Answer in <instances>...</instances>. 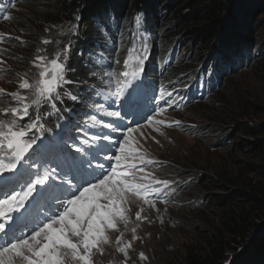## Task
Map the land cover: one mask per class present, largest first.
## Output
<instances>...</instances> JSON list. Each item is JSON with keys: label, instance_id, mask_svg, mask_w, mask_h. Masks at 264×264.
<instances>
[{"label": "snow or ice", "instance_id": "6c2138e0", "mask_svg": "<svg viewBox=\"0 0 264 264\" xmlns=\"http://www.w3.org/2000/svg\"><path fill=\"white\" fill-rule=\"evenodd\" d=\"M0 18L12 19L8 14ZM69 31L74 34L75 26ZM6 38L11 39L0 33V44ZM41 43L52 41L45 38ZM3 51L0 49V53ZM42 51L38 49L37 53ZM69 51L70 46H65L51 58L35 55L30 62L35 73H16L14 91L0 88V264H99L95 257L103 256L105 246L113 243L123 255L121 264H127L132 242L125 241L124 235L132 222L133 201H141L157 212V201L168 202L163 197L168 195L172 182L156 177L152 169L159 161L151 158L133 136L145 125L159 132L156 126L181 124L179 120L157 119L176 103L172 91L163 88L153 98L156 107L152 113L144 117L143 123L135 121L140 99L135 89H129L145 71L149 45L144 37L139 45L130 42L122 62L115 58L99 74L93 73L100 79L101 91L97 94L105 97V102L111 101L107 107L97 102V111L117 121L129 120L121 126L93 116V124L119 135L91 137L92 141L107 143L89 144L84 140L83 144L91 149L87 152L89 159L66 151L48 161L41 151L43 145L35 147L41 138L36 134L44 130L40 109L47 106L50 110L44 115L58 112L57 103L67 95L62 89L73 83L66 77ZM103 59L101 55L97 62ZM0 66H4L0 67V79H5L9 69L2 58ZM111 105L116 107L109 110ZM72 147L75 153L85 151L75 142ZM37 206L44 207L43 215H33ZM143 211V207L136 211L135 221L147 219ZM137 227L130 229L132 241L140 239ZM112 233H116L114 239ZM138 259L146 261L148 257L141 251Z\"/></svg>", "mask_w": 264, "mask_h": 264}, {"label": "trees", "instance_id": "16d2710c", "mask_svg": "<svg viewBox=\"0 0 264 264\" xmlns=\"http://www.w3.org/2000/svg\"><path fill=\"white\" fill-rule=\"evenodd\" d=\"M16 1L0 0V4L9 5ZM45 2L55 5V14L61 22L77 29L76 35H71L67 44L72 52L67 62L71 63V81L77 80L79 87L75 89L67 85L66 92L79 100H88L91 105H95L93 102L99 87L94 85L84 90L80 88L81 84L88 80L98 81L99 75H93L91 79L88 76L94 72L99 74L113 59L119 58L122 62L130 42L139 45L140 38L144 37L151 47L154 46L156 37L151 29L158 20L161 8L166 11L171 9L174 20L181 24L182 41L200 47L197 67L185 66L184 58L191 51L180 55L172 47L165 54L158 52L156 58L153 55L155 61L152 63H145L144 72L148 75H159L173 64L170 76L176 78L175 82L184 80L181 86L186 87L184 92L179 93L186 99L182 107L209 94L213 85H218L223 73L237 66L246 67L253 60L252 56L256 59L264 57V39L261 40L262 49L255 50L254 55L251 51L253 36H256L253 35L256 21L264 10V0ZM40 3L43 0H38ZM25 5L32 8L29 3ZM162 33L163 30H160L159 35L162 36ZM157 45L158 49L164 48L165 39ZM101 55L104 59L98 63L97 57ZM198 85L201 87L199 92L196 90ZM237 99L246 117L232 119L225 129H200L193 134L196 137L218 135L213 146L217 145V141L223 142L222 146L242 159L232 160L229 170L213 175L200 173L190 180L191 184L176 185L170 195L176 198L179 192L186 189L195 196L194 205L210 214L216 225L210 230L194 227L192 234L195 241L187 244L182 254L165 255L164 264H264V122L257 123L252 117L261 109L242 96ZM64 108L66 114L87 113L68 100ZM58 116H61L59 121L65 117L62 114Z\"/></svg>", "mask_w": 264, "mask_h": 264}, {"label": "rangeland", "instance_id": "374dc122", "mask_svg": "<svg viewBox=\"0 0 264 264\" xmlns=\"http://www.w3.org/2000/svg\"><path fill=\"white\" fill-rule=\"evenodd\" d=\"M28 3L32 5V8H28L25 5ZM54 6L53 3L45 2V0L40 4H38V0H17L10 7L6 4H0V17L3 14H8L12 17L8 21L0 18V33L8 34L11 37V39L6 38L5 42L0 44V49L4 50L0 53V58L6 61V67L9 69L7 78L0 79V88H5L9 92L14 91L16 73L31 70L29 71V76H31L36 72V69L32 68L30 64L35 55H47L51 58L56 53L62 52L65 46L70 43L71 35H76V27L74 34L70 32L69 29L74 26L61 22L55 14ZM18 19H21V22H17ZM256 23L253 34L256 36H253L254 40L251 46L253 55L255 50L262 49L264 10L257 18ZM181 27V24L174 20L171 9L166 11L161 8L158 20H156L155 26L151 29L156 41L152 47L148 44L149 56L146 63H152L154 60L152 58L154 56L156 58L158 52L165 54L172 47L180 55H185L189 53L188 51H191L189 56L184 58L185 66L192 67L193 65V67H197L196 60L200 47L196 46L195 43H190L186 40L182 41ZM160 30H163L162 36L159 35ZM16 37H20L24 44L21 45L20 40H17ZM45 38L51 40L52 43L42 44L41 41ZM164 39L166 46L158 49L157 43ZM63 40H65L64 43H61ZM38 49H44V51L37 53ZM71 57L72 52L69 51L67 59ZM252 57L253 60H250L248 62L249 65L246 67L244 65H241L240 68L237 66L235 67L236 69L223 73L222 77H220V82L217 86L213 85V89L209 94L201 99H195L189 105L183 107L178 105L181 98L179 93L181 91L184 92L186 87L185 85L181 86L184 80L175 82L174 79L176 78L170 76L173 64L164 72H160L159 75L144 73L143 75L146 78L142 76L140 79L133 81L129 90L135 89L136 91L138 90V93L143 91L147 97V100L143 99L145 106L140 109L136 121L143 123L144 117L152 113L156 107L153 98L158 96L163 88L164 90L172 91V98L176 103L174 107L168 108L166 113L158 116L157 119L179 120L181 124L171 128L162 125L156 126L159 127V132L155 131L153 127L145 125L138 132L133 133L135 139L140 142L149 156L159 161L152 169L156 177L167 179L172 184L168 190V195L163 197L167 199V204L159 201L156 203V208L159 209V212L147 205H143L141 201H133L130 213L132 222L128 225V230L125 231L124 235L125 241L132 242V249L129 251L131 259L128 260L127 264H164L165 255L182 254L186 245L195 241V236L192 234L194 233V227L210 230L216 225V221L210 214L194 205L195 196L187 192L186 189L179 192L176 198L170 195L176 185H181L185 182L191 184L190 180L200 173L213 175L223 170H229L232 166V160L242 159L239 155L231 154L226 146H222L223 142L217 141V145L213 146L214 141L219 138L218 135L203 134L196 137L193 134L200 129H225V127L230 125L232 119H240L241 116L246 117L237 99L238 96L246 98L261 109V111H256L252 117L257 123L264 122V57L259 56L257 59L255 56ZM97 60H99V57H97ZM66 64L69 69L66 77L71 80L72 72L69 73L71 71V63L66 62ZM88 77L91 79L93 74ZM76 81L67 85L77 89L79 86ZM147 82L152 86L155 94H153L152 89L148 88ZM99 83L100 79L98 81L88 80L81 84L80 88L84 90L85 88H93L94 85H100ZM67 85L62 89V93H67ZM163 85L165 86L163 87ZM196 90L198 92L201 91V87L198 85ZM99 91H101V88ZM66 100L78 106L81 110L87 111V113L66 114L64 108ZM97 102L102 103V96L100 100L96 99L93 102L95 105H91L92 103L88 100H73L71 95L67 93V95H62V100L57 103L58 112L44 115L50 110L47 106L40 109L41 123L44 125V130L42 134H36L41 138L37 141L35 147L39 148L43 145L41 151L44 158L46 157L45 159L53 151H57V155H62V152L66 150L65 148L83 159H89L87 152L91 149L83 144L84 140H88L89 144L107 143L104 140L92 141L91 137L93 135L102 137L105 134L114 137L119 135L118 132L112 133L111 129L103 128L100 124L94 125L92 117L95 116L98 121L111 122L121 126L128 124L129 120L117 121L114 118L104 116L97 111ZM107 103L106 107L111 104V101H107ZM115 107V105H111L109 110ZM61 114L62 116L65 115V118L59 121L61 116L58 115ZM32 115L34 116L35 113L33 112ZM56 116L58 117L56 118ZM55 118L58 119L56 121L57 124L54 123ZM161 132L163 135L160 134ZM141 133H143V137ZM62 137H64V141L55 144ZM74 142L84 148L85 151L75 153V148L72 147ZM189 202H193V204L187 205ZM140 207L144 208L142 216L147 217V219L135 221V213ZM43 214L44 211L41 215ZM137 225L136 235L140 239L132 241L130 229ZM115 235L116 233H112L113 239ZM104 251L105 254L103 256L97 255L95 257L99 264H109V262L121 264L124 259L123 255L116 251L114 243L111 246H105ZM141 251L148 257L146 261L138 259V254Z\"/></svg>", "mask_w": 264, "mask_h": 264}]
</instances>
